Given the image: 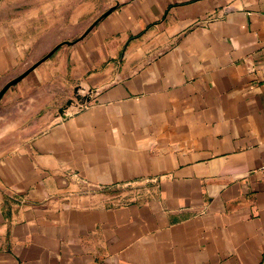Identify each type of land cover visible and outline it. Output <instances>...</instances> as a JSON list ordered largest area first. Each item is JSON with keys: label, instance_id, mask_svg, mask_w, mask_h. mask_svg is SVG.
Here are the masks:
<instances>
[{"label": "crops", "instance_id": "0c3cea01", "mask_svg": "<svg viewBox=\"0 0 264 264\" xmlns=\"http://www.w3.org/2000/svg\"><path fill=\"white\" fill-rule=\"evenodd\" d=\"M64 42L0 143V264H264V0H0V80Z\"/></svg>", "mask_w": 264, "mask_h": 264}, {"label": "rangeland", "instance_id": "374dc122", "mask_svg": "<svg viewBox=\"0 0 264 264\" xmlns=\"http://www.w3.org/2000/svg\"><path fill=\"white\" fill-rule=\"evenodd\" d=\"M52 50V49H51ZM36 50L32 51L30 55L16 68L13 73L6 74L0 80V90L11 80L23 74L30 67L40 62L51 51ZM30 75V74H29ZM28 76V75H27ZM26 76V77H27ZM26 77L12 86L0 100V143L9 144L18 137L19 132L29 122V119L35 116V112L30 113V105L28 100V92L26 91ZM36 94L34 91L32 95ZM77 100V99H75ZM39 112H45L43 107H38ZM139 187L135 185H118L107 188L105 193H109L113 201L117 204H123L132 200L138 193Z\"/></svg>", "mask_w": 264, "mask_h": 264}, {"label": "water", "instance_id": "95a60500", "mask_svg": "<svg viewBox=\"0 0 264 264\" xmlns=\"http://www.w3.org/2000/svg\"><path fill=\"white\" fill-rule=\"evenodd\" d=\"M113 11V9H110L109 11H107L106 13H104L103 15H101L98 19H96L92 25H90V27H88V29L85 31V33L82 35V37L86 36L102 19H104L106 16H108L111 12ZM62 44H66V45H71V42H64L61 43L59 45H57L56 47H54L47 55L46 57H44V59H42L40 62L36 63L35 65H33L32 67H30L27 71H25L23 74H21L20 76L16 77L15 79L11 80L10 82H8L1 90H0V100L2 99V97L5 95V93L14 85H16L18 82H20L22 79H24L27 75H29L40 63H42L43 61H45L46 59H48L49 57H51ZM75 98L77 99V102H72L69 103L66 106L60 107L59 110L62 112H66L68 111L70 108L73 107H83L85 106L87 103H89L91 101V98L89 95H86L83 92V87L79 86L76 88L75 90Z\"/></svg>", "mask_w": 264, "mask_h": 264}, {"label": "built area", "instance_id": "2783aa9c", "mask_svg": "<svg viewBox=\"0 0 264 264\" xmlns=\"http://www.w3.org/2000/svg\"><path fill=\"white\" fill-rule=\"evenodd\" d=\"M259 171L264 175V165L259 169Z\"/></svg>", "mask_w": 264, "mask_h": 264}]
</instances>
